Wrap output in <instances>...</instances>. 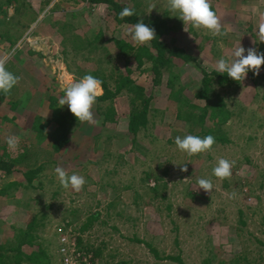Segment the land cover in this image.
<instances>
[{"label": "rangeland", "instance_id": "obj_1", "mask_svg": "<svg viewBox=\"0 0 264 264\" xmlns=\"http://www.w3.org/2000/svg\"><path fill=\"white\" fill-rule=\"evenodd\" d=\"M55 1L44 7L26 30L14 25V19L10 31L21 35L14 47L0 39V60L19 66L23 81V88L18 87L16 93L21 104L18 109L11 110L6 103L0 107V116L6 119L0 118V141L17 135L29 144L51 149L49 137L56 125L52 124L46 137L38 141L32 123L35 117L51 113V95L58 103L61 95L57 83L61 86L76 81L59 57L60 37L51 23L63 18L64 11L84 5L69 4L55 10ZM139 1L146 14L162 17L168 12V17L177 18L169 12L168 0ZM29 3L26 18H20L24 25L29 16H35L43 7L42 0ZM132 3L127 0V4ZM211 5L227 36L195 29L182 20L181 29L170 33L169 39L176 40L175 44L194 58V63L186 65L175 61L171 69L173 84L184 89L182 95L166 85L165 73L162 78H155L150 72L132 75V80L144 88V97L151 98L152 111L148 130L139 132L133 144L125 140L127 101L117 98L111 103L117 117L115 125L79 122L71 142L59 153L51 152L47 160L45 149L40 152L36 158L44 167L34 188L26 184L21 174L0 173L1 243L2 237L22 231L36 216L39 243L51 254V264H59L54 251L64 244L60 240L75 241L79 236L91 248H100L95 264H177L165 259L177 256L184 264H264V80L258 77L264 76V67L255 78L247 74L243 81L234 80L226 88L215 87L220 88L230 112L238 114L223 127L225 143L217 142L210 151L188 156L174 142L176 136L186 132L185 124L175 119L178 104L172 95L188 100H182L184 109L189 104L201 106L203 102L195 100L193 92L200 84L202 72L217 71L216 61L221 56L230 57L240 45L247 50L255 41H264V0H211ZM5 10L8 17H13L14 6ZM107 13L104 7H97L91 14L74 20L82 24L76 33L82 37L86 25L92 30L101 25L113 56L117 51L110 40L115 36L139 45L131 39L128 29L117 27ZM27 34L38 39L35 48L26 42ZM31 52H40L43 58ZM93 114L97 120L95 105ZM96 134L116 137L94 146L92 139ZM220 158L235 161L232 176L225 180L212 177V192L199 189L197 180L210 177ZM185 164L187 171L182 170ZM56 166L69 174L83 175V188L79 192L63 189L53 171ZM149 170L165 185L156 193L150 192L156 187L153 179L141 181ZM104 185L107 188H101ZM92 214H98V220L79 235L77 231Z\"/></svg>", "mask_w": 264, "mask_h": 264}, {"label": "trees", "instance_id": "obj_2", "mask_svg": "<svg viewBox=\"0 0 264 264\" xmlns=\"http://www.w3.org/2000/svg\"><path fill=\"white\" fill-rule=\"evenodd\" d=\"M42 1L43 7L36 12L35 16H29V20L27 19L24 25L21 24L20 18H26L27 12L30 11V6H26V4H30V0H0V39L9 47H14L21 35L12 34L10 27H14L17 23L20 28L24 30L28 29L29 25L36 21L40 13L44 10V7L53 2V0ZM129 1L133 2L132 5L127 4V0H56L54 4L55 10L58 9L57 7L66 8L69 4H73V6L84 5L78 10L64 11L63 18L53 20L51 27L53 30L55 29L54 32L60 37L61 51L59 57H61L68 73L75 80L85 74H92L103 81V94L95 104V113L98 117L96 121H99L103 127L115 125L117 123V117L113 112L111 103L117 98L126 99L128 116L126 122L127 136H125V140L133 144L139 132L148 130L152 111L150 109L151 98L144 97V88L138 85L135 80H132V75L135 73L142 74L150 72L155 78L160 75L162 78L165 73L167 75L165 77L166 85L170 89L174 90L175 88L176 93L182 95L184 89L181 86L173 84L171 69L175 67V61L176 63H181V65H186L194 63V58L183 47L177 46L175 44L176 40L169 39L170 33L178 32L181 29L179 27V22L181 21L179 18L168 17V12H164L162 17L146 14L144 9H142V2L139 0ZM9 6H14L13 17H8L6 14L7 11L5 8ZM97 7H104L108 12V18L117 27L129 29L135 23L143 20L145 24L155 29L156 38L149 44H134L136 46H133L128 42V39L115 36L110 40V43L114 45L117 51L115 56H113L106 46L107 39L104 37V31L101 25L96 26L92 30L90 26L88 27L85 24L86 26L82 28L84 31L83 36L79 37L81 34L78 35L76 33L78 25L82 24L80 22L75 23L74 20H78L85 13L91 14ZM125 7L133 8L136 14L121 19L119 13ZM14 19L15 23L13 25ZM7 26L9 27L6 28ZM1 28H4L3 31ZM90 32L92 34L88 35ZM252 48H255L258 52H264V41H255ZM31 53L43 58V54L40 52ZM79 59L81 65H79ZM114 60L118 65L114 64ZM119 64L122 65L123 69L120 68ZM5 66L9 71L20 76V71L16 69L13 61L9 60L5 63ZM261 67H264V65ZM202 73L203 77L193 92V96L195 100L202 101L203 104L196 106V108L189 104L187 109H184L185 106L182 105V100L186 103L188 100L186 98L180 99L178 96L172 95V99H175L178 104L176 106L175 119L181 124H185V135H212L215 137L216 143L223 144L226 141L223 127L232 117L238 114L230 112L224 102L225 97L223 93L221 95L220 88H217V90L215 87L226 88L234 80L228 77L226 73H219L217 71H212L209 74L206 72ZM248 76L255 78L252 71L248 73ZM258 77L264 80V76ZM54 82L56 83V81ZM18 87L23 88L21 77L18 84L9 93H0V107L3 103H6L11 106V110L18 109V106L21 105L18 103L19 96L16 95ZM57 87H59L60 95L62 96L63 90L58 83ZM49 110L51 113L48 116L35 117L31 128L35 132L36 140L41 141L46 137V130L52 124L56 125V129L49 137L51 149L48 150L47 148L20 140L18 148L12 151L6 144V138L0 141V173H3L5 176L21 174L29 187L34 188L35 184H39L37 176L44 167L37 159L40 152L45 149L44 153L47 155V160L50 159L51 152L59 153L71 142L72 134L76 131L75 129L79 124V121L70 112L67 105L61 107L57 103L54 95H51L49 98ZM183 130L179 133L177 132L178 135L182 134L184 132ZM115 137H104L96 134L93 136L92 141L95 144L94 146H97V143H106ZM95 151L97 152V149ZM142 179V182L149 181L150 179L156 182V187L151 189L150 192L156 193L160 188L165 186L159 183L160 178L151 170L144 172ZM9 187L11 186L9 185ZM101 188H107V185L101 186ZM98 218V214H92L81 229L77 231L79 235H82L88 226L94 221H97ZM37 227L36 216H32L26 224L25 229L20 232L12 231L9 236L5 235L2 237L4 240H2V243L0 242V264H51V254H48L43 245L39 243V238L36 233L38 230ZM147 247L154 256L157 255L150 244H147ZM99 250L100 248H91L88 242L86 243L79 236L75 240V251L72 255L76 256L79 254V258L76 260L77 263L85 264L82 262V258L89 256L88 261L90 264H95L96 258L99 256ZM57 251L54 252L59 260V264H63V260ZM165 259L177 264H184L179 256L166 257Z\"/></svg>", "mask_w": 264, "mask_h": 264}, {"label": "clouds", "instance_id": "obj_3", "mask_svg": "<svg viewBox=\"0 0 264 264\" xmlns=\"http://www.w3.org/2000/svg\"><path fill=\"white\" fill-rule=\"evenodd\" d=\"M168 10L182 20L184 25L190 24L195 29L207 30L215 36L225 37L228 35L227 30L221 25L220 18L212 8L211 0H168ZM135 14L133 8L125 7L119 16L124 19ZM261 32H264V25L261 26ZM128 34L139 45L149 44L156 38L155 29L145 24L143 20L130 27ZM262 40H264V36H262ZM262 65H264V52H258L255 48L246 50L240 45L230 57L221 56L216 61L215 68L219 73H226L228 77L238 82L243 81L250 71L254 75H259ZM19 80L18 75L7 69L5 61L0 60V93H9ZM102 85L103 81L98 77L85 74L74 82L61 85L63 95L59 98L58 103L61 107L67 105L79 122L98 123L93 114V106L103 94ZM174 142L179 151L188 156H195L210 151L216 143V139L212 135L187 134L176 136ZM6 144L10 150L15 151L20 144V137L9 135ZM234 165L235 161L220 158L212 168L210 177H201L197 180L198 188L205 192H212L214 190L212 177L220 180L230 178ZM182 170L187 171L186 164L182 166ZM53 171L60 186L65 190L79 192L86 183L83 175L69 174L61 166H56ZM231 195L234 197L235 193Z\"/></svg>", "mask_w": 264, "mask_h": 264}, {"label": "built area", "instance_id": "obj_4", "mask_svg": "<svg viewBox=\"0 0 264 264\" xmlns=\"http://www.w3.org/2000/svg\"><path fill=\"white\" fill-rule=\"evenodd\" d=\"M28 34H32L31 31H28ZM28 34L25 36L26 42L28 43L29 47H33L35 48V46L37 45V40L36 38H29ZM64 68L61 67L60 70H62ZM60 243H64L62 244L59 248L57 253L61 256L62 260H63V264H80L77 263L76 260H78L79 258V254H77L76 256H73L72 253L75 251V241L73 239H65L62 238L60 240ZM84 255V254H83ZM85 256V255H84ZM90 257L89 256H85L84 258H82V262L85 264H90V262L88 261Z\"/></svg>", "mask_w": 264, "mask_h": 264}, {"label": "crops", "instance_id": "obj_5", "mask_svg": "<svg viewBox=\"0 0 264 264\" xmlns=\"http://www.w3.org/2000/svg\"><path fill=\"white\" fill-rule=\"evenodd\" d=\"M15 66H16V69H17L18 71H20L19 66H17V65H15ZM1 117H2V118H1ZM0 118H1V119H5L4 115L0 116Z\"/></svg>", "mask_w": 264, "mask_h": 264}]
</instances>
